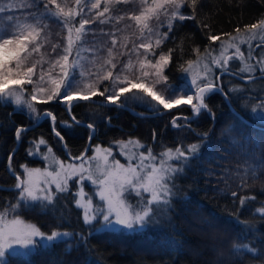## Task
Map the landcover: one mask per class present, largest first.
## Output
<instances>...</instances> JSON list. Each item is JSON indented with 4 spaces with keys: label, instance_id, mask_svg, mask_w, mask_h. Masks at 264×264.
<instances>
[{
    "label": "trees",
    "instance_id": "16d2710c",
    "mask_svg": "<svg viewBox=\"0 0 264 264\" xmlns=\"http://www.w3.org/2000/svg\"><path fill=\"white\" fill-rule=\"evenodd\" d=\"M23 2L24 0H0V6ZM59 2L62 6L75 8L74 0ZM140 6V0L109 5L113 16L126 15L138 10ZM33 11L43 13L44 10L41 6ZM181 11L185 15L192 14L187 4ZM12 14L23 21L22 13ZM263 17L264 0H199L196 19L177 22L169 38L156 49L157 56L160 51L167 53L168 49H173L171 63L164 70L168 83L178 88L183 86L190 92L191 84L181 72L180 66L185 67L188 61L194 60L206 49H216L220 45V41L209 42L205 36L206 31L219 35L223 40L227 37L225 34H233L237 28L244 30L245 25L255 23ZM165 20L162 16L160 20L150 22L153 44L159 38L157 34L167 31ZM43 23L46 28L44 37L41 38V47L38 53H32L29 58L31 63L36 64L32 76L33 85H26L30 89L39 79L41 70L43 69L44 74L47 73L49 64L66 46L67 32L64 26L54 18L44 19ZM204 24L209 25V29H204ZM0 28H8L6 15L0 16ZM86 28L92 31L84 37L86 42L83 46L93 51L100 45V50L113 48L111 38L104 35L101 29L104 33H115L117 45L113 48L111 59L118 67L128 61L130 49L141 42H147L141 37L135 22L127 18L119 24H97ZM53 46H58L56 52L52 51ZM197 48L200 49L199 53L195 51ZM93 51L86 53L91 54ZM130 58L137 68L138 61L145 60L143 55L137 57L135 53H131ZM107 60L108 57L104 54L101 66L91 65L89 70L100 77L106 75L110 70ZM31 63L26 61L20 70H26V66L30 67ZM147 70L152 71L151 68ZM57 72L58 68L53 73ZM229 73H219V86L241 114L258 123L249 115L247 108L251 109L263 97L264 94L260 93L264 92V77L245 82L244 84L253 82L247 89L232 92V89H237V84L243 83L236 74ZM136 74L138 73L127 71L120 74V79L124 75L134 78ZM116 75L118 73L114 71V76ZM90 83H94L100 91L107 87L109 92L119 86L114 81L91 79ZM156 88L164 94L162 85H156ZM250 89L253 90L249 91ZM134 94L139 95L134 90V93L127 94V99L121 97L118 104L122 106L98 102L105 100L98 94L92 97L98 101H81L74 104L70 112L59 100L41 103L45 99L43 98L33 101L36 115L50 112L56 119L52 126L51 120L43 117L38 125L27 128L28 131L22 134L19 141L15 138V128L29 126L37 119L30 116L28 110L21 105L0 101V189H14L17 182L8 171L9 164L20 173L22 179L25 175L20 165H40L41 158L29 155L39 139H43L62 159L72 160L66 156L63 141L57 138L53 127L64 137L68 152L75 157L85 151L89 141L91 145L85 156L91 152L92 145L107 146L129 137L138 139L154 153L167 147L186 150L193 143L201 145L199 158L191 161V167H185L183 174L177 173L171 178L169 187L174 186L175 196L170 203L174 210H168L158 227H148L135 233L101 232L90 235L95 227L84 224L82 208L75 203V178L69 181L67 192H55L52 204L46 206V210L39 207L27 209L21 205L13 211L12 206L16 205L19 198L18 190H0V211L12 210L14 215L35 224L46 234L53 230L73 233V239L51 248H40L38 245L34 254L27 258L12 256L8 252L6 264H239V261H243V264H264V213L260 212L264 208V128L249 124L240 116L237 118L219 90L206 94L205 97V103L214 114V119L204 111L197 119H193V113L187 105L170 112L150 111V98L133 99ZM70 113L80 122L78 125L72 123ZM177 115L189 117V121L178 120L177 124L190 123V129L194 131L189 128L174 129L171 121ZM65 122L72 127L65 128ZM86 124L93 125L95 130L85 127ZM204 133H207L206 139L198 135ZM10 154L11 161L8 159ZM233 192L237 193L236 197L231 195ZM241 199L244 200L243 204L240 203ZM80 235L85 237L84 242L80 241ZM173 241L174 245L171 243ZM68 243L72 244L71 252L66 251ZM234 244H247L249 248H255L259 255L249 256L243 252L234 255L231 251Z\"/></svg>",
    "mask_w": 264,
    "mask_h": 264
},
{
    "label": "snow or ice",
    "instance_id": "6c2138e0",
    "mask_svg": "<svg viewBox=\"0 0 264 264\" xmlns=\"http://www.w3.org/2000/svg\"><path fill=\"white\" fill-rule=\"evenodd\" d=\"M130 0H74L75 8L62 6L59 0H24L23 3L18 5L9 3L7 6H0V16L6 15L8 28H0V101L14 103L15 105H26L28 114L35 119H39V115H36V108L33 101H37V93H42L46 97L41 100V103H47L52 100H59V102L65 104L66 109L71 110L74 104H79L81 101H89L92 97L99 96L104 97L106 102L122 106L118 104L121 97H125L127 94H134L133 99L150 98L149 110L155 112H161L162 110L178 109L182 105L190 106L193 113V119H197L202 111L207 112L208 115L214 119V114L211 113L208 105L205 103L206 94H212L215 91H221L219 88L218 78L216 80L204 79L199 80V74L194 73L191 79V84L195 85L194 91L188 92L183 86L176 87L168 83V76L164 75V70L171 63V57L173 49H168L167 53L160 51L157 56L156 49L169 38V34L173 31L174 25L179 22L182 23L186 20L196 19V7L199 0H140V8L132 11L126 15L113 16L112 9L109 5L129 3ZM188 5L191 9V15H185L181 9ZM43 7V13L33 11V9H39ZM20 12L23 14V21H19L12 13ZM165 17L167 31L162 34H157L159 38H156L154 44L152 42L153 30L150 28V22L153 20H160L161 17ZM79 17V20H77ZM55 19L57 23L64 26L67 32L66 46H64L57 58L49 64L48 77L46 81L52 86L50 91H46L44 87L37 89L33 86L30 93V99L25 100L21 94H18L17 89H23L25 85H33L32 76L36 68L35 63H31L29 60L32 53H38L42 43V37H44V30L46 25L43 23L44 19ZM125 18L135 22L140 31L142 38H145L147 42H141L138 46H134L129 50V59L126 63L119 65L113 63L112 59H108L106 64L109 69L106 75L102 77L97 76L91 70L85 71L83 63H81L80 47L86 42L84 37L92 31L86 26L89 25H112L119 24ZM78 24V26H77ZM204 29H209V25L204 24ZM247 34L246 41L232 42L235 37L232 34H225L231 39L221 40L219 35H213L210 31L205 32L206 39L209 42H221L219 56L212 57L211 63L219 67L222 73H228L227 65L229 61L240 60L244 61V53L241 51L240 43H248V58L254 59L252 56L253 46L251 41L258 40L256 44L257 48H264V18L257 20L255 23L244 26ZM119 31V29H116ZM237 33L240 29L235 30ZM111 38V44L113 48L117 45V38L114 32L104 33ZM46 39V37H45ZM58 46H53L52 51L56 52ZM125 47H127L125 45ZM211 47V44H210ZM113 48H108L107 52L109 57L112 56ZM234 49L231 55H228V49ZM141 50H143L141 52ZM85 51H93V49H85ZM99 51V49H96ZM199 53L200 49H195ZM210 55L208 49L205 50ZM135 53L137 57L143 55L144 61H138V68L133 64L130 54ZM125 55V53H121ZM262 59L256 61V65L245 63L241 69L242 72L254 73L256 66H259V70L264 75V53H261ZM70 57H73L70 62ZM155 58V63L153 59ZM31 63L30 67L26 66V70L21 71L22 65L25 62ZM146 61V62H145ZM188 67L180 66V70L183 73L191 71L194 62L188 61ZM58 68L56 77L52 76V73ZM151 68L152 71L146 69ZM206 76L212 74V69L209 65H204ZM114 71L118 75L114 76ZM131 71L138 73L134 78H129L124 75L123 79H120V74ZM77 76L79 79H77ZM21 77V78H17ZM100 80V81H114L119 85L114 87V91L109 92L106 87L104 91H100L98 87L94 86V83H87L88 79ZM151 78L152 82L147 83ZM247 79L251 81L253 77L247 76ZM39 80L45 82V75L43 69L39 75ZM156 85H162L164 87V94L155 90ZM88 94H83L84 91ZM240 91L239 89H232V92ZM105 93H108L105 96ZM225 101H228L225 94ZM257 109L261 110V116L264 117V97L260 98V102L255 108L250 111L254 114ZM239 118V114L233 113ZM44 118H49L53 122L56 117L50 113L45 112ZM70 118L73 124H79L75 116L70 113ZM178 120L189 121V117L182 115L174 116L171 124L174 129L189 128L190 123L183 125L177 124ZM65 128H71L72 125L67 122L64 123ZM94 131V126L86 124ZM28 129L22 125L15 128V138L20 140L22 134L27 132ZM55 135L60 141L64 140V137L59 131L55 132ZM202 139L207 138V133L198 134ZM91 140V136L89 137ZM121 145V155L124 153V148L127 147L128 142H117ZM233 143H235L233 141ZM46 142L41 139L35 144L37 153L29 151V155L38 154V150L41 145ZM138 144V142H137ZM209 148L211 147L208 145ZM139 147H145L139 145ZM201 148L200 144L193 143L188 145L186 150L177 147L175 150L172 148L167 149L166 152L160 154L161 157H167V161L164 159H157L152 153L151 148H146L147 155L144 152L139 153L138 163L133 164L131 157L128 158L127 166L121 164L119 160L113 157V163L105 170H100V165H97V170L100 172V176L97 177L90 168L86 169L83 163L79 165L69 163L64 164L63 161H56L58 170L56 172L49 171L47 168H29L27 165H20L27 179H22L19 172L12 169L9 164L8 171L15 177L16 184L14 189H0V190H18L19 198L16 205L12 206V210L20 208L21 205L27 209H35L37 207L46 210V206H50L53 201L52 185H55L57 193H65L68 191V183L74 178H78L77 183H83L84 181L90 182L96 186L95 194L102 202V206L93 208L92 200L89 199L86 205H81L80 200H76L75 203L78 207H84L83 222L88 227H94V222L99 223L98 228H94V231L90 235H96L101 232L111 233H135L144 230L150 222H154L156 213L167 214L168 210L172 209L170 203L171 199L175 196L173 187H169L171 184V178L174 174H183L185 167H191V161L198 159ZM49 152L52 149H47ZM106 154L101 156V152ZM93 152L96 154L93 157H89V160L95 159L96 156H101L104 164H108L109 155H112V149H101V146L97 145L93 148ZM11 161V154L8 157ZM47 160V157H44ZM72 160L83 161L84 155L80 157H72ZM146 160L152 161L150 164H145ZM168 161H175L177 166H173ZM61 173H64L62 175ZM43 185V186H41ZM147 194L148 199L144 196ZM76 195L75 193L73 194ZM79 195L83 197V189L81 188ZM129 195H133L137 198L136 203L133 204L129 200ZM233 197H236L237 193H231ZM240 203L243 204L244 200L241 199ZM261 213H264V208L260 209ZM259 214V213H257ZM237 223H240L237 221ZM36 238H39L37 240ZM73 239V233L67 231H51L50 234L42 232L34 224H25V222L16 216L14 219L8 220L5 215L0 214V264H6V253L11 250L12 256H23L25 258L34 254V249L37 245L40 248H51L58 243H64ZM81 242L85 241L83 235L79 236ZM174 245V241L171 242ZM14 246H19L24 249L23 252H17ZM67 252L72 251V244L68 243L66 247ZM235 255L237 253H246L249 256H258L259 253L255 248H249L247 244L241 246L234 244L231 249ZM239 264H243V261H239Z\"/></svg>",
    "mask_w": 264,
    "mask_h": 264
},
{
    "label": "rangeland",
    "instance_id": "374dc122",
    "mask_svg": "<svg viewBox=\"0 0 264 264\" xmlns=\"http://www.w3.org/2000/svg\"><path fill=\"white\" fill-rule=\"evenodd\" d=\"M232 37H235V40L232 41V42H239V41H246L247 40V34L245 32V29L241 30L239 33H237V32L233 33ZM226 39H231V38L230 37H226L223 40H226ZM257 43H258V40L251 41V44H252L253 49H254L253 52H252V56L254 57V59H249L248 58V43L247 42L240 43L241 51L244 53V57H245L244 61L232 60V61H229L228 65H227L228 74H230L229 72H232V73L236 74L240 78V81L243 83V84H240V85L237 84V86H236L237 89L244 90V89H247L248 87H250L251 84H253V82H249L248 84H244L245 82L249 81L247 79V76H249V75H251L253 77L252 80H254L256 77H260V76L264 77V75H262L261 72L258 73L259 66H256V71L254 73H246V72H242L241 71V69H242V67H243V65L245 63L251 64V65H256V61L259 60V59H262L261 53H264V48H257L256 47ZM101 47L102 46L100 45L97 48V49H99V51H96V49H95L91 54H88V53H86V51H84L85 47L83 45L80 47L79 50H80V54H81V58H82L81 59V63H83L85 71L89 70L91 65L101 66L102 58H103L104 54L107 55L108 59L111 58L108 55L107 49H106V51L105 50H100ZM220 47H221V42H220V45L216 49H208V52L210 53V55L208 53H206V52H203L198 57H196L194 60H192L194 62V64H193V67H192L191 71H189L188 73H183L185 78L188 80V82L190 84H191V79H192V76H193L194 73H198L199 74V80L210 79V80H214L215 81L216 78L219 77V75H220L219 73L221 72V69L211 63V58L219 56ZM82 52H84V53H82ZM233 52H234V49L230 48V49H228V53L227 54L231 55ZM72 59H73V57H70V62L72 61ZM131 60L134 61L133 59H131ZM153 63H155V60H153ZM205 64L209 65V67L212 69V74L211 75L206 76L205 69H204V65ZM187 67H188V64L185 66V68H187ZM47 73L44 74L45 75V82H41L39 79L35 82L34 86L37 89H39L40 87H44L46 89V91H50L52 86L50 85V83L46 82V81L49 80V77H48ZM57 73L56 74L52 73V76L58 78ZM90 81H91V78L88 79L86 82L90 83ZM262 81L263 80L261 79V82ZM151 82H152L151 79L149 81H147V83H151ZM254 88L256 89V87H254ZM32 89L33 88L30 89L29 87H26V85H25L23 89H17V91H18V94H21L25 100H28V99H30V93L32 92ZM194 89H195V85L191 84L190 92L194 91ZM263 89H264V87H263ZM27 90H30V92L28 93ZM155 90H157V88ZM83 94L86 95L88 93L85 90ZM262 94H264V92L260 93V95H262ZM37 95H38V99L37 100L46 98L44 96V94H42V93L38 92ZM263 97H264V95H263ZM259 102H260V100L257 101L253 105L252 108H255L256 105ZM21 106H23L24 109L27 110V106L26 105H21ZM251 109L247 108V110L249 111V115L255 121H257L258 123H264V117L261 116V110L257 109V111L253 114L250 111ZM39 140H41V139H39ZM39 140L34 143L33 149H32L31 152L37 153V149L35 147V144L38 143ZM128 141H131L132 143H128L127 147L124 148V153L126 155H121V152H120L121 145L119 143H117V142H128ZM137 142H138V144H137ZM97 145L101 146L102 150L103 149H108V148L112 149V155H109V159H108V164L107 165L104 164V161L101 158L102 155L106 154L103 151L101 152V156H96V158L92 159V160L88 159L89 157H93V156L96 155L93 152V148H95ZM139 145L145 146L140 141H138V139L133 138V137H129V138L123 139V140L114 141L111 145H107V146H103L101 144H95V145H92L91 152L88 153V155L84 157L83 161H80V160H75V161L74 160H69L68 161V160L62 159V157H60V155H58L53 150L52 147L48 146L47 144H44V145L40 146V148L38 150V154L34 155V156H37V157L41 158L42 161H41L40 165H38V166L37 165L28 166V167L29 168H39V169H42V170L47 168L49 171L56 172L58 170V165H57V163H55L56 161H63L65 165H67L69 163L76 164V165H79L80 163H83L84 167L86 169L90 168L91 171L97 177H99L100 176V172L97 170V165H100V170L101 171L105 170L107 167H110L112 165L113 157H115L116 160H119L121 164H125L126 166L128 164V158L129 157H131V162L133 164L138 163L139 153L140 152H144L145 155H147L146 148H148L146 146L145 147H139ZM49 147L52 149L51 152H49L47 150ZM169 148H172L173 150L176 149V148H173V147H167V148H163L159 153H154V152H152V153H153V155L155 157H157L158 160L159 159H164L165 161H167V157H161L160 154L163 153V152H166L167 149H169ZM45 156L47 157V160L44 159ZM150 163H152V161H150V160H146L145 161V164H150ZM168 163H171L173 166H177L175 161H168ZM61 174L64 175V173H61ZM24 179H27V177L25 176ZM77 180H78V178H75V184L77 186V189L75 191L76 200H80L81 205H86L87 201L89 199H91L93 208L102 206V202L99 200V197L95 194L96 186L92 185L88 181H84L83 183H77ZM41 186H43V185H41ZM81 188L83 189V194H84L82 198L79 195ZM52 192L54 194L56 192L55 185H52ZM144 198L148 199L147 194H145ZM129 200H130L131 203L135 204L137 198L135 196H133V195H129ZM81 208H82V212H84V207H81ZM0 214L5 215L6 219H8V220L14 219L16 217V215H14V212H12V210H5L4 209V210L0 211ZM165 216L166 215L163 214V213H156V215L154 217V222H150L149 225L146 228H148V227H154V228L158 227L160 225V223H161V220L163 218H165ZM23 221L25 222V224H33L31 222H26L25 220H23ZM94 227L98 228L99 227V223L98 222H94ZM36 239L39 240V238H36ZM14 247L19 252L25 251L24 249H21L19 246H14ZM37 247H38V245H37ZM9 252H11V250H9Z\"/></svg>",
    "mask_w": 264,
    "mask_h": 264
},
{
    "label": "water",
    "instance_id": "95a60500",
    "mask_svg": "<svg viewBox=\"0 0 264 264\" xmlns=\"http://www.w3.org/2000/svg\"><path fill=\"white\" fill-rule=\"evenodd\" d=\"M219 88L220 89H222L221 88V86H219ZM222 93H223V95L225 96V94H226V92L222 89ZM227 95V94H226ZM227 98H228V95H227ZM91 100L92 101H98V100H96V99H93V98H91ZM228 101L230 102V100H229V98H228ZM98 102H101V103H105L106 102V100H101V101H98ZM229 106L231 107V109H232V111L234 112V113H237V114H239V116L243 119V120H245L246 122H248L249 124H252V125H256V126H258V127H262V126H260L258 123H255L254 121H252L251 119H248L247 117H245L243 114H241L232 104H231V102L229 103ZM69 111V110H68ZM45 112H43L39 117V119H37L36 120V122L35 123H33V124H31V125H29V126H23V127H25V128H32V127H34V126H36V125H38L39 124V122L41 121V119L44 117L43 116V114H44ZM51 122H52V126H53V121L51 120ZM53 130L56 132L57 130L53 127ZM91 142L89 141V143H88V145H87V147H86V149H85V151L82 153L84 156L87 154V152H88V150H89V148H90V144ZM17 147H18V144H17ZM63 148H64V150H65V154H66V156L68 157V158H72V157H75V156H72L69 152H68V150H67V148H66V143H65V141L63 140ZM81 154V155H82ZM80 155V156H81ZM80 156H77V157H80ZM3 187V186H2Z\"/></svg>",
    "mask_w": 264,
    "mask_h": 264
},
{
    "label": "bare ground",
    "instance_id": "6f19581e",
    "mask_svg": "<svg viewBox=\"0 0 264 264\" xmlns=\"http://www.w3.org/2000/svg\"><path fill=\"white\" fill-rule=\"evenodd\" d=\"M251 90H253V89H250L249 91H251ZM124 106H126L125 104H124ZM127 107V106H126ZM132 111H135V110H133V109H131ZM260 126H262L263 128H264V123H258Z\"/></svg>",
    "mask_w": 264,
    "mask_h": 264
}]
</instances>
